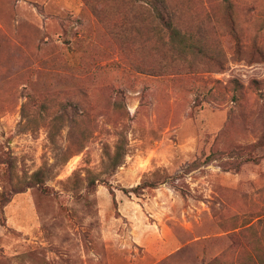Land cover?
<instances>
[{
  "label": "rangeland",
  "instance_id": "1",
  "mask_svg": "<svg viewBox=\"0 0 264 264\" xmlns=\"http://www.w3.org/2000/svg\"><path fill=\"white\" fill-rule=\"evenodd\" d=\"M151 1L0 0V264H264V0Z\"/></svg>",
  "mask_w": 264,
  "mask_h": 264
},
{
  "label": "trees",
  "instance_id": "2",
  "mask_svg": "<svg viewBox=\"0 0 264 264\" xmlns=\"http://www.w3.org/2000/svg\"><path fill=\"white\" fill-rule=\"evenodd\" d=\"M151 6L155 11V19L159 22L164 24V26H167L168 28L172 29L175 28L176 25L173 24L172 17H168L165 19V17L162 15V10H167L166 2L164 0H152ZM172 52H174L176 55H178L180 58H187L188 56H194L195 55V46L193 44L188 45L186 43L185 38L176 30H174V33H172ZM113 159V169H116L121 164L124 163V159L126 156V148L124 146L123 141L118 143L116 147V151L112 155ZM40 175V172L37 173V176ZM39 178V177H38Z\"/></svg>",
  "mask_w": 264,
  "mask_h": 264
}]
</instances>
